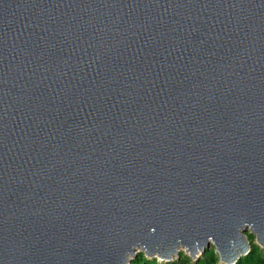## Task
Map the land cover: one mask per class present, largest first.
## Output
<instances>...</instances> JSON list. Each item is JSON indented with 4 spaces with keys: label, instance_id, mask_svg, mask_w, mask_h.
<instances>
[{
    "label": "water",
    "instance_id": "obj_1",
    "mask_svg": "<svg viewBox=\"0 0 264 264\" xmlns=\"http://www.w3.org/2000/svg\"><path fill=\"white\" fill-rule=\"evenodd\" d=\"M247 233L264 0H0V264H235Z\"/></svg>",
    "mask_w": 264,
    "mask_h": 264
},
{
    "label": "trees",
    "instance_id": "obj_2",
    "mask_svg": "<svg viewBox=\"0 0 264 264\" xmlns=\"http://www.w3.org/2000/svg\"><path fill=\"white\" fill-rule=\"evenodd\" d=\"M247 241L249 242V253L240 258L235 264H262L264 262V250L254 243V237L246 234ZM183 254V255H182ZM182 260L190 261L191 264H223L220 262L218 255L214 252L213 248L204 251L197 259H191L182 252L178 253V258L171 262L159 261L156 258H147L143 253H137L132 259L130 264H139V262L158 261L160 264H180Z\"/></svg>",
    "mask_w": 264,
    "mask_h": 264
},
{
    "label": "snow or ice",
    "instance_id": "obj_3",
    "mask_svg": "<svg viewBox=\"0 0 264 264\" xmlns=\"http://www.w3.org/2000/svg\"><path fill=\"white\" fill-rule=\"evenodd\" d=\"M151 230H152L153 232L156 231L155 228H152ZM182 255H183V254H182ZM139 264H160V262H158V261H150V262H143V261H141V262H139ZM180 264H191V262H190V261H186V260H182V261L180 262ZM262 264H264V262H262Z\"/></svg>",
    "mask_w": 264,
    "mask_h": 264
},
{
    "label": "rangeland",
    "instance_id": "obj_4",
    "mask_svg": "<svg viewBox=\"0 0 264 264\" xmlns=\"http://www.w3.org/2000/svg\"><path fill=\"white\" fill-rule=\"evenodd\" d=\"M179 252H182V253H184L185 255H188L187 252H186L183 248H180V249L178 250V253H179ZM178 253H177V254H178ZM199 256H200V255H199ZM199 256H198V257H199ZM198 257H197V258H198Z\"/></svg>",
    "mask_w": 264,
    "mask_h": 264
},
{
    "label": "clouds",
    "instance_id": "obj_5",
    "mask_svg": "<svg viewBox=\"0 0 264 264\" xmlns=\"http://www.w3.org/2000/svg\"><path fill=\"white\" fill-rule=\"evenodd\" d=\"M188 256V255H187Z\"/></svg>",
    "mask_w": 264,
    "mask_h": 264
}]
</instances>
